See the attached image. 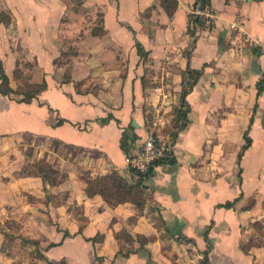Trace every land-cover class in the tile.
Returning a JSON list of instances; mask_svg holds the SVG:
<instances>
[{"label":"crops","instance_id":"crops-1","mask_svg":"<svg viewBox=\"0 0 264 264\" xmlns=\"http://www.w3.org/2000/svg\"><path fill=\"white\" fill-rule=\"evenodd\" d=\"M175 1L0 0V264H264V0ZM156 114L142 209L87 196Z\"/></svg>","mask_w":264,"mask_h":264},{"label":"trees","instance_id":"trees-1","mask_svg":"<svg viewBox=\"0 0 264 264\" xmlns=\"http://www.w3.org/2000/svg\"><path fill=\"white\" fill-rule=\"evenodd\" d=\"M206 0H203V2ZM161 4L166 9V11L171 14L172 10L176 4L175 0H161ZM4 16V13H0ZM193 81H187L185 86L181 91V104L185 105L184 95L186 94L189 86H191ZM260 88H258V91ZM0 91L4 94L9 93L10 88L4 87L0 88ZM36 92V89L33 88L29 93H25L26 97H31ZM176 120L172 122V128L177 125L178 119L185 114V110H180L179 108L175 110ZM245 143L242 146L244 149L250 141V138L244 133ZM133 138L129 137V134L124 131L121 136L120 146L124 150L127 157L130 154V148L132 146ZM240 154V153H239ZM169 162L173 163L174 159L171 155H167L164 158L157 159L156 163ZM135 173L136 179L134 181H128L124 176H122L116 169H112L111 171L93 177L86 182L84 187V191L87 196H93L95 194H99L102 197L108 198L112 201V203H122V202H131L133 203L139 210L142 209L145 203L144 196V185L143 181L145 177L150 173L151 169L146 173H140L131 168ZM53 244V243H52ZM206 253L204 252V258L202 259V263L206 264ZM50 264V263H47Z\"/></svg>","mask_w":264,"mask_h":264},{"label":"built area","instance_id":"built-area-1","mask_svg":"<svg viewBox=\"0 0 264 264\" xmlns=\"http://www.w3.org/2000/svg\"><path fill=\"white\" fill-rule=\"evenodd\" d=\"M251 42L264 51V41L255 38ZM162 124V117L156 114L148 123V131L142 142L127 157L129 165L135 171L146 173L153 168L157 159L170 155V142L158 130Z\"/></svg>","mask_w":264,"mask_h":264},{"label":"rangeland","instance_id":"rangeland-1","mask_svg":"<svg viewBox=\"0 0 264 264\" xmlns=\"http://www.w3.org/2000/svg\"><path fill=\"white\" fill-rule=\"evenodd\" d=\"M24 73H25V75L21 78V84H19L18 85V87L21 89V88H23V87H25V83H26V81H27V79H28V77H27V75H28V73H29V71H28V68H25L24 69ZM25 81V82H24ZM18 142L19 143H21L22 145H24V146H26L27 145V143H37L38 145H41V140H32V139H27V137H25V138H22V139H18ZM35 149H34V151L36 152V151H38L37 149H40L41 150V147L39 146V147H34ZM41 164H42V159L41 158H39V159H37V157H36V160H35V167H33V166H31V170L32 171H34V172H36L37 170H38V166H41ZM26 168H27V166H24L23 167V169H24V171H26ZM24 171H23V173H24ZM30 171V170H29ZM13 224H14V220H13Z\"/></svg>","mask_w":264,"mask_h":264},{"label":"water","instance_id":"water-1","mask_svg":"<svg viewBox=\"0 0 264 264\" xmlns=\"http://www.w3.org/2000/svg\"><path fill=\"white\" fill-rule=\"evenodd\" d=\"M132 124L134 125V126H138V124L136 123V121H132Z\"/></svg>","mask_w":264,"mask_h":264}]
</instances>
